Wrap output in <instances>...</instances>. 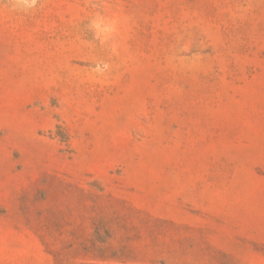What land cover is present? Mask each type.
<instances>
[{"label": "rangeland", "instance_id": "rangeland-1", "mask_svg": "<svg viewBox=\"0 0 264 264\" xmlns=\"http://www.w3.org/2000/svg\"><path fill=\"white\" fill-rule=\"evenodd\" d=\"M0 264H264V0H0Z\"/></svg>", "mask_w": 264, "mask_h": 264}]
</instances>
